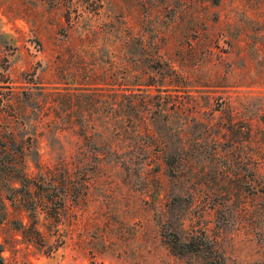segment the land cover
<instances>
[{
  "label": "rangeland",
  "instance_id": "374dc122",
  "mask_svg": "<svg viewBox=\"0 0 264 264\" xmlns=\"http://www.w3.org/2000/svg\"><path fill=\"white\" fill-rule=\"evenodd\" d=\"M212 1L203 0L201 11L200 0H0L3 264H206L213 246L221 255L218 264H264V46L249 59L248 73H260L256 82L241 84L243 50L228 47L213 28L202 32L200 17L209 22ZM153 38L161 59L190 79L176 88L166 81L160 87L179 93L187 112L179 121L185 150L188 143L195 147L191 167L185 162L181 177L127 173L89 154L96 167L77 178L75 155L85 139L75 131L86 127L92 135L86 143L98 145L103 114L116 109L114 94L126 86L146 87L137 80L119 83L120 65L143 79ZM8 89L22 113L10 119ZM223 97L235 117L249 120L251 141L233 153L229 139L220 136L217 148L224 156L211 158L204 149L214 145H204L198 124L210 116L225 119L215 109ZM21 139L31 145L25 170L47 165L56 176L63 174L70 189H20L21 163L9 165L6 151L14 153L11 145ZM88 148L99 152V146ZM247 151L251 162L238 158ZM247 169L254 179L250 187ZM203 230L206 243L200 247L178 244Z\"/></svg>",
  "mask_w": 264,
  "mask_h": 264
},
{
  "label": "trees",
  "instance_id": "16d2710c",
  "mask_svg": "<svg viewBox=\"0 0 264 264\" xmlns=\"http://www.w3.org/2000/svg\"><path fill=\"white\" fill-rule=\"evenodd\" d=\"M212 2L216 8L214 15L211 14L209 22L204 16L200 17V23L204 26L202 32L204 34V30L207 29L208 31V28H213V32L216 31L215 35L222 36L228 47L243 50L242 59L245 75L241 84L249 86L251 83L256 82V76L258 77L260 74L256 71V68L253 69V75L248 72L251 69L249 59L252 56L255 58L257 50L264 46V0H213ZM199 6L201 11L206 8L203 0H200ZM232 15L234 16L232 17ZM228 33H230L231 38L225 39L224 36ZM137 40L141 39L138 38ZM206 50H209V48ZM158 52L156 38H153L151 39V48L146 54V69H142V75L145 74L143 79H137L140 74L139 71L132 74L127 65H120L118 71L119 83L129 85L133 84V80H137L136 84H144L146 87L140 91H132L131 88L126 86L127 88L123 89L122 87L114 94L113 102L116 104V109L112 115L107 114L106 111L103 114V123L100 130L103 139L98 145L91 141L92 145H89V141L86 143L92 137L90 133H87L86 127H79L75 131L85 139L84 143H78V150L75 155L76 162L74 164L77 178L85 177L87 169L94 171L96 166L91 165L89 159L86 158L89 154L90 157L93 154L98 161L109 162L117 169L127 173H152L154 175L165 173L173 177H181V173L185 170V162L191 167V157L194 156L195 147L193 143H190V145L188 143L189 148L185 150L181 140V128L184 125L179 121V118L186 117L183 116V113L187 115V112L184 111L183 102L178 99L179 93L172 92L167 88L168 86L160 87L163 84L162 82L166 81L165 84L176 88L178 85L187 83L190 79L182 72L171 67L167 61H163ZM230 71L231 67L225 72L230 73ZM131 77L132 79H130ZM225 78L226 74L220 76V79ZM214 82L216 85H226L224 81ZM151 89L156 91L151 92ZM12 92L11 89H8L6 93L9 119L17 117V114H22L17 109L16 103L12 101ZM186 98L193 101L189 94ZM217 106L219 107L215 109L222 110L225 119L212 121L213 116H210L198 124L204 145L206 147L211 144L214 145L210 151L204 149L205 154L211 158L224 156L223 153H219L217 148L220 136L229 139V150L233 153H236L235 150L242 146L244 141L248 143L251 141L249 120L235 117L229 98L223 97L217 102ZM188 111L191 112L192 109ZM7 137L9 141L14 139L10 127H8ZM194 141L200 145L197 140ZM11 146H14L15 151L14 153H11L10 150L6 151V157L8 158V164L14 166V168L16 167L14 164L15 159H18L21 163L16 175L20 183V189H31L32 185L35 189H70L64 181L63 174L56 176L52 168L47 165L36 164L37 169L34 173L25 170L26 150L31 146L30 144H25L24 140L21 139L17 145ZM89 146L94 150L99 146V152H89ZM8 147L10 145L6 149ZM238 158H243L245 162H251L252 155L247 151ZM246 172L245 185L250 187L254 179L250 169H247ZM191 175L194 176L195 173L191 172ZM194 178L197 179L196 175ZM79 182L82 189H85V181L80 179ZM203 182L206 185L208 184L206 179ZM194 188L196 189V187ZM165 226L168 233L175 237L176 231L171 227V224ZM34 230L37 232L35 227ZM202 234H204V230L200 235H190L188 240L192 241L177 240L179 241L178 244L187 247L192 243L196 244V247H200L206 243L202 238L204 237ZM2 246L3 243L0 241V251ZM210 250L212 255L205 260L206 264L220 263L221 255L217 253V248L213 246ZM0 264H3L1 256Z\"/></svg>",
  "mask_w": 264,
  "mask_h": 264
}]
</instances>
